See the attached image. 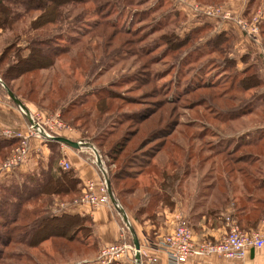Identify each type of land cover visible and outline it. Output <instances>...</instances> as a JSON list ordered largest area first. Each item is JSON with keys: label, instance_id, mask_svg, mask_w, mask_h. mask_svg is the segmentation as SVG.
Instances as JSON below:
<instances>
[{"label": "trees", "instance_id": "obj_1", "mask_svg": "<svg viewBox=\"0 0 264 264\" xmlns=\"http://www.w3.org/2000/svg\"><path fill=\"white\" fill-rule=\"evenodd\" d=\"M89 1L91 0H0V33L11 32L18 22L28 18L21 35L11 32L12 36L6 38L0 48V93L7 97L12 107L17 108L5 90L21 105L24 101L41 106V103L49 101L46 91L42 90L46 84L45 75L48 74L47 70L55 65L56 59L63 55L69 56L70 73L75 74L78 69L85 78L84 84L87 87L92 84L93 79H88V74L104 62L107 56L105 45L109 48L112 44L108 43L113 41L116 34L105 33L106 28H115L106 23L96 25L95 35H86L85 29L81 30L79 23L84 14L82 6ZM99 8L100 6H97L98 10ZM201 31V28L195 27L188 31L183 40L174 39L171 34H163L159 40L161 46H170L173 52L181 51L183 48H189L194 36L200 35ZM259 36L264 47V18L259 26ZM20 38L25 41L23 46L17 44ZM233 41V34L226 30L213 33L204 40L198 58L220 54L222 56L219 61L210 64L213 72H221L219 76L227 74L228 70L232 73L224 77L230 79L227 90L221 89L212 93L222 85L221 81H217L221 77H215L214 83H209L210 86L194 90L202 89L211 94L190 103V106H204L203 110H208L209 115L206 114L208 117L205 116L204 121L216 124L222 122L228 124V127L241 118L251 116L257 107L255 101L261 103L260 114L264 115V83L258 73V67L246 64L250 59L249 53H244L237 59L228 55L232 52ZM25 51L26 54L22 55ZM187 56L193 58L191 54ZM239 65L246 67L237 71L236 66ZM201 84L200 87L204 85ZM233 86L237 87L234 92L239 100L234 97L227 99V94L232 91ZM194 91H189L188 94ZM251 92L256 94L248 103H242L239 96ZM83 96L78 101L75 97L71 98L64 107H58L59 119L70 124L80 120L85 122L93 112L96 116L94 126L98 127V116H108L106 121H110V116H117V108L112 102L119 100V95L111 89H89ZM226 100L236 102V107L228 111L227 117H221L226 113H221L220 108L208 107H219ZM86 105L89 109L84 108ZM131 115L132 113H121L120 119L116 120L121 122L124 118H131ZM148 117L139 119L135 124L147 122ZM125 122L132 123V120L128 119L118 126ZM91 123L93 125L92 121ZM202 126L196 135L185 139L188 150L180 167V175L177 174L180 169L178 162L174 161L172 155L173 150L179 151L177 144L175 146L167 142L165 138L169 134L158 131V125L143 138L133 142V145L129 137H134L138 132L132 134L130 131H123L121 137L115 141H109L112 135L110 133L104 142H97L98 146L106 144L103 156L107 160L104 162L102 157L100 159L105 168L110 193L122 210L132 215L134 221L147 220L153 225L158 224L161 221L160 208L166 206L171 209L173 206L174 187L191 174V167L198 171L208 164L204 179L207 176L211 181L201 185L202 192L198 196L205 200L212 193L211 197L216 200L220 209L232 205L231 217L242 231L247 232L255 228L264 212V126L255 129L253 133L236 137H220L215 129H210V125ZM43 141L48 150L47 159L36 174L14 175L10 180L6 178L7 181L0 182V255L2 250L10 245L34 248L51 238L62 239L67 243L75 242L85 248L95 246L89 245L87 240L91 236L88 215L52 211L57 205L54 201L60 203L77 199L82 185L71 169L62 171L59 168L60 144L50 139ZM195 142L199 143L197 149ZM18 144L19 139H0V164ZM157 160L162 164L160 181L154 187L150 184L141 185L138 178L144 176L149 167H160ZM151 161L155 163L150 165ZM168 167L172 172L166 171ZM201 180L202 176L199 182ZM218 211L215 208L208 210L215 216ZM80 233H84L81 239L78 236Z\"/></svg>", "mask_w": 264, "mask_h": 264}, {"label": "rangeland", "instance_id": "obj_2", "mask_svg": "<svg viewBox=\"0 0 264 264\" xmlns=\"http://www.w3.org/2000/svg\"><path fill=\"white\" fill-rule=\"evenodd\" d=\"M230 1L233 0H91L82 6L84 14L79 23L81 30L82 28L85 29L86 35H95L97 33L96 25L106 23L108 26L115 28L108 27L104 30L105 33L113 32L114 35L116 34L113 41L108 43L112 45L109 48L105 45L104 50L107 52V56L104 62L88 74V79H93L92 84L89 87L84 84L85 78L82 77L83 75L78 69L75 74H71L68 69L69 56L63 55L56 59L55 65L47 70L46 73L48 74L45 75L46 84H44L42 90L46 91L49 101L41 103V106H36L30 102L23 101V103L25 105L30 104L27 106L32 109L33 120H36L43 127L45 133L84 143L87 148L84 151L89 158V163L93 160L92 155L94 152L99 156V159L102 157L103 161L106 162L107 159L103 156L106 144L98 146L97 142H104L110 133L112 135L109 141H115L121 137L123 131H130L129 133L132 134L138 132L134 137H129L132 142L131 145H133V142L143 138L158 125V131L169 134L165 140L175 146L177 144L176 147L179 151L177 149L173 150L172 155L174 161L178 162L179 168L184 157L187 156L188 149L185 139H188L191 135H196L197 131L203 127L202 125H210V129H215L220 137H236L246 135L249 132L253 133L255 129L264 126V115L260 114L262 109L260 102H254L255 107H257L251 116L241 118L238 122L229 124V127L228 124L222 122L216 124L204 121L205 116L209 115L207 109L203 110L204 106L200 108L190 106V103L197 98H205L207 94H211V92L202 89L194 91L196 88L210 86L209 83H214L215 77H221L217 81H221L222 85L212 93L219 92L221 89L227 90L230 79L224 77L232 73L228 70L227 74L219 76L221 72H217V74L213 72L214 69L210 67V64L217 63L222 56L220 54L198 58V52L203 49L204 40L211 34L219 32L218 24L220 25L221 22L226 21L208 19L200 13H193L192 6L218 7L229 13L231 12L230 15L234 16L235 14L228 10L229 8H226V6L229 7L227 4ZM97 6H100L99 10ZM233 7L235 11H241L240 16L245 17L247 15L246 20L248 21L258 16V27L263 21L264 0H236ZM99 13L103 14L100 15ZM27 22L28 18L18 22L11 32L20 34L25 29ZM195 27L202 29L201 34L194 36L192 45L188 46L187 50L183 48L181 51L173 52L170 46L169 48L161 46L159 40L161 35L171 34L173 35L172 38L183 40L188 31ZM98 29L101 28L98 27ZM11 32L0 33V48L3 47L5 39L12 36ZM249 41L252 43L251 39ZM170 43H172V39ZM17 44L23 46L25 44L24 39L20 38ZM252 50L251 48L247 50L251 58L249 63L247 61L246 64L250 65V62H253L251 64H255L260 69L262 67L260 66L261 63H254ZM190 51L192 52L190 53ZM25 54L26 51L22 55ZM188 54H191L193 58L187 56ZM228 55L235 57V59L238 57L233 48ZM254 56H256V52ZM190 63H193V65H189ZM244 67L246 66H236V70L241 71ZM50 80L51 83L49 84ZM222 82L226 83L223 84ZM201 83L204 85L200 87ZM103 88L111 89L119 95V100L112 102L117 108L115 118L110 116V121H106L108 116H98V118L100 117V126L98 127L94 126L96 116L93 112L89 114V118L85 122L80 120L70 124L68 121L59 119L58 110L60 107H64L68 100L75 97L78 101V99L84 97L83 93L85 91ZM236 88V86H233L232 91L227 94V99L234 97V99L239 100L234 92ZM189 91L194 92L188 94ZM255 94L251 92L240 95V101L248 103ZM205 105H207V102ZM87 107V105L84 106V108ZM208 107L220 108L221 113H226L221 117H227L229 115L228 111L236 107V102L226 100L219 107L213 105H208ZM121 113H132V115L131 118H124L119 122L116 119H120L119 115ZM146 116H149L147 122L141 125L135 124L139 119L141 120ZM128 119H131L133 124L125 122L122 126H118ZM58 125L60 126L58 127ZM145 127L147 128L145 129ZM194 145L197 149L199 143L195 142ZM154 161H151L150 165H153ZM157 162L160 161L157 160ZM159 164L160 167L157 168L149 167L145 171L146 176L143 177L146 184L148 183L152 187L160 181L162 164L161 162ZM207 169L208 164L203 165L202 169L198 171L191 167L189 169L191 170L190 180L187 178L188 180L185 179L177 187H174L172 198L182 197L184 189L186 191L189 189L196 191L202 184L210 183V177L205 176L206 179H204ZM166 171L172 172L169 167ZM181 171V168L178 169L177 174L180 175ZM201 176L203 180L199 182ZM143 178L140 181L144 180ZM183 183H186V186ZM56 203L57 205L52 211L58 213L59 204H70L71 202L59 203L54 201V204ZM114 213L121 223L125 224L120 213L117 210ZM124 231L126 230L124 229ZM78 236L81 239L84 233H80ZM87 240L90 244L91 238L89 237ZM92 255V248H85L75 242L67 243L62 239L51 238L34 248H27L22 245L8 246L1 252L0 264H96L94 263L96 260H89L95 257Z\"/></svg>", "mask_w": 264, "mask_h": 264}, {"label": "crops", "instance_id": "obj_3", "mask_svg": "<svg viewBox=\"0 0 264 264\" xmlns=\"http://www.w3.org/2000/svg\"><path fill=\"white\" fill-rule=\"evenodd\" d=\"M234 2H236V0L228 2L227 5L229 7L226 6V8H229L228 10H231L232 13L235 14L233 17H239L241 11H235V8L233 7ZM240 17L246 19V17ZM221 23L222 24L220 25L218 24L219 30L229 31L234 36L233 50L236 52L237 56L249 53L247 50L251 48L253 49L254 63H260L257 60V53L259 49L264 50V48L261 47L260 36L258 37L259 42L257 44L253 42L251 43L249 39L247 37L245 38V36L239 31L233 21ZM255 52L256 56H254ZM249 57L251 58L250 53ZM249 61L250 59L248 60V63ZM251 63L253 62H250V64ZM260 66L262 67L260 69L258 68V73L264 83V65L261 63ZM0 86L2 87L1 84ZM27 105L30 104H23L22 106L27 111L29 117L32 118V109ZM28 126V117L25 116L18 107H12L8 103L6 96L0 95V139H7L1 135V132L8 131L20 135L25 139L28 146L26 159L7 175L8 180H10L11 177H14V175L36 174L39 167H43L42 165L47 159L48 150L43 139L41 137L37 138L29 136ZM81 144L82 146L77 149L69 148L60 144L58 163L59 161L64 160L69 165V169H71L75 177L80 181L81 185L87 181L97 183L100 180L98 167L91 162L92 165L88 162L89 158L85 155L86 152L84 151L87 148L84 143ZM102 167L104 168L103 162ZM145 176L138 178L141 185L148 184H146V181L143 178ZM189 177H191V174L187 175L182 181L187 178L190 180ZM141 178L144 180L140 181ZM5 179L6 178L1 179L0 182ZM183 184L186 186V183ZM201 192L202 190L199 187L196 191L191 189L186 191L184 189L182 197L177 196L172 198L173 206L171 209H168L166 206L160 208L159 214L161 216V221L156 225H153L147 220L136 222L129 212L123 210L128 225L127 231H124L123 223L117 218L113 207L110 206H99L95 209H90L87 206L78 205L68 209L66 213L70 215H88L90 219L91 240L89 245H95L94 248H92V256L95 257L89 260H96L101 248L119 242L121 237H123V241L126 244L132 246V237H134L139 247L140 264H148V258L155 259L157 264H166V254L159 246V241L164 234L173 229L177 218L186 220L194 237L197 239L205 237L212 241L219 240L227 232L229 227L236 226L240 229L236 221L231 217L230 213L232 212V205H226L224 209H220L216 200L211 197L212 193L209 194L208 198L203 200L202 197L198 196ZM214 208L219 210L216 216L215 214L208 212V210L210 211ZM116 264H134L130 251H127L125 256H123V258ZM189 264H264V245L257 249H249L241 260H226L219 256H209L192 258L189 261Z\"/></svg>", "mask_w": 264, "mask_h": 264}, {"label": "built area", "instance_id": "obj_4", "mask_svg": "<svg viewBox=\"0 0 264 264\" xmlns=\"http://www.w3.org/2000/svg\"><path fill=\"white\" fill-rule=\"evenodd\" d=\"M192 12L200 13L208 19H220V21H233L239 31L253 43L259 42V18L254 17L248 21L241 17H233L228 11L218 7L211 6H192ZM257 60L264 65V50L259 49L257 53ZM32 123H29L28 130L29 136L42 138L43 140L50 139L52 136L45 133L39 123L31 118ZM60 125H58L59 127ZM1 135L7 139H19V144L15 146L6 158L0 164V180L7 178V175L24 162L28 153L27 142L24 138L16 133L8 131L1 132ZM82 143V142H79ZM92 151V150H91ZM93 152V151H92ZM91 163L98 167L100 173V180L97 183L87 181L82 185L80 196L71 201L70 204H59L58 210L67 212L68 209L74 206L84 205L90 209H95L99 206H110L114 210L121 209L118 203H111L108 193L107 180L105 169L102 167V161L99 159L97 164L94 153ZM62 171H67L69 165L61 160L58 163ZM123 228L127 231L128 226L123 224ZM264 245V214L258 220L255 229L250 231H242L236 226L228 228L227 232L219 240H209L205 237L195 238L192 230L185 220L177 218L176 224L173 229L164 234L159 241V246L165 251L166 264H189L192 258L196 257H209L219 256L226 260H241L249 249H257ZM130 251L132 261L134 264V249L132 246L126 244L121 237L120 241L103 247L99 250L96 264H112L119 262L126 252ZM139 258V250L137 251ZM148 264H157L155 259L148 258ZM138 264H140L138 262Z\"/></svg>", "mask_w": 264, "mask_h": 264}, {"label": "water", "instance_id": "obj_5", "mask_svg": "<svg viewBox=\"0 0 264 264\" xmlns=\"http://www.w3.org/2000/svg\"><path fill=\"white\" fill-rule=\"evenodd\" d=\"M5 91H6L7 95L13 99L14 103L23 112V114L28 117L29 123H32L31 118L29 117V115H28L27 111L25 110V108L16 99H14L7 90H5ZM50 140H54V141L58 142L59 144H62L64 146H66V147L73 148V149H77V148L82 146L81 143L73 142V141H71L69 139H66L64 137H51ZM94 156H95L96 162L99 163V156L96 155L95 152H94ZM105 182H106V185H107V193H108L109 199H110L111 203H115V200L113 199V197H112V195L110 193L108 181L105 180ZM119 213L121 215V218H122L123 222L127 225L126 217H125V214L122 211V209L119 210ZM132 247H133V249L135 251V253H134L135 263L138 264L139 258H138V255H137V251L139 250V247H138L137 241H136V239L134 237H132Z\"/></svg>", "mask_w": 264, "mask_h": 264}]
</instances>
